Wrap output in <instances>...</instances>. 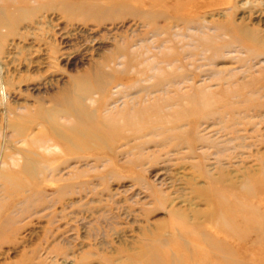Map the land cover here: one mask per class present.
I'll list each match as a JSON object with an SVG mask.
<instances>
[{
    "label": "rangeland",
    "instance_id": "374dc122",
    "mask_svg": "<svg viewBox=\"0 0 264 264\" xmlns=\"http://www.w3.org/2000/svg\"><path fill=\"white\" fill-rule=\"evenodd\" d=\"M143 247L264 264V0H0V264Z\"/></svg>",
    "mask_w": 264,
    "mask_h": 264
},
{
    "label": "bare ground",
    "instance_id": "6f19581e",
    "mask_svg": "<svg viewBox=\"0 0 264 264\" xmlns=\"http://www.w3.org/2000/svg\"><path fill=\"white\" fill-rule=\"evenodd\" d=\"M83 90V89H82ZM85 91V90H84ZM160 111V110H159ZM68 138V137H67ZM49 147V146H48ZM47 147V148H48ZM46 148V149H47ZM223 217V216H222ZM138 256L135 257L141 264H167V259L165 258L163 261L160 260V256L157 253L156 249L153 247H143L140 253H137ZM166 256V255H165ZM167 257V256H166ZM131 259V258H130ZM134 261V260H133ZM128 262L125 264H135L134 262ZM172 262V261H171ZM138 263V262H137ZM171 264V263H170Z\"/></svg>",
    "mask_w": 264,
    "mask_h": 264
}]
</instances>
